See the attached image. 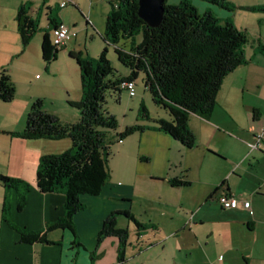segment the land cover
I'll use <instances>...</instances> for the list:
<instances>
[{
  "label": "crops",
  "instance_id": "crops-1",
  "mask_svg": "<svg viewBox=\"0 0 264 264\" xmlns=\"http://www.w3.org/2000/svg\"><path fill=\"white\" fill-rule=\"evenodd\" d=\"M72 1L65 6L72 5L82 12L80 0ZM227 2L237 6L235 9L243 8L241 2ZM97 3L98 0H90L91 7L84 15L86 24H92L89 15ZM22 4L27 6L32 18L38 19L42 4L47 8L60 7V0L54 3L48 0H6L5 7L0 8V51L2 57H11L12 60L24 53L34 55L37 46L36 39H33L30 46L21 47L15 16ZM258 4L260 9L264 7V3ZM211 5L202 3L201 11L210 10L222 21H231L247 33V29L233 22L230 14L234 11L225 12L219 10L220 6ZM249 7L253 6L245 8ZM53 8L49 9L47 17H54L56 22L67 26L75 32L73 36H77L62 12L56 16L51 14ZM109 9L107 7L106 15ZM41 28L51 31L48 21ZM253 37L255 39L248 36V52L247 47L244 49L248 61L223 78L210 116L190 115L188 126L194 134L193 146L185 147L158 130L152 120L136 122L146 128L119 142L114 154L116 159H109V162L115 159L109 167V181L101 192L81 196L85 207L73 217L74 234L54 229L47 233V238L54 242L51 244L20 242L10 224L41 230L61 214L63 192L39 191L35 182L36 169L40 156L67 150L72 147V141L69 137L26 139L9 132L23 130L26 112L36 98H41L43 108L54 113L62 123L77 121L78 114L73 112L68 100L80 99L82 91L77 94L78 98L69 93L57 95V103L48 93L42 92L56 75L60 66H55V61H60L62 54H58L54 62L43 65L45 75L39 81L26 74L23 80H18L15 71H10L15 86L14 99L23 117L11 128L0 124V129L6 131L1 132L5 138L0 137V162L5 164L0 173L20 178L28 182L30 188L23 209L17 210L18 192L0 183V264H118V239L106 236L99 243L96 241L103 219L116 209H129L144 226L138 228L126 216L117 217L118 226L129 230L123 264L134 259L138 264H146L152 260L147 255L151 248L160 247L167 251L170 241L178 252L185 254L186 264L193 249L200 251L199 264H264V143L258 148L249 146L264 126V99L258 92L264 85V50H261L264 40L261 31ZM71 38L72 35L60 47L64 52H77L68 43ZM40 42L41 38H38ZM38 59L35 53L33 69L38 70L42 63ZM5 63L4 58L1 59L0 68ZM63 88L70 92L67 85ZM44 101L50 102L51 106ZM154 118L169 119V116L157 113ZM173 155H178L177 163H172ZM174 178L189 183L172 185L170 180ZM193 181L199 182L200 189L196 192L184 190ZM222 194L237 199L238 205L223 208L218 201ZM4 201L7 202L4 215L10 224L2 220ZM141 257L143 259L139 262ZM167 264L178 263L172 257Z\"/></svg>",
  "mask_w": 264,
  "mask_h": 264
},
{
  "label": "trees",
  "instance_id": "trees-1",
  "mask_svg": "<svg viewBox=\"0 0 264 264\" xmlns=\"http://www.w3.org/2000/svg\"><path fill=\"white\" fill-rule=\"evenodd\" d=\"M108 1L110 9L105 18L103 37L114 45L119 61L129 68V73L115 74L106 55V46L97 59L83 57L81 51H70L69 55L79 67L82 95L78 101L68 100V103L79 110L78 120L62 123L54 113L43 108L41 98H36L29 107L23 130L9 132L26 139L69 137L72 141V147L67 150L40 156L36 169L35 182L39 191L63 192L61 214L43 229L30 230L9 223L4 215L7 202H3L2 220L17 232L20 242L54 243L47 238V233L54 229L74 234L73 217L85 207L81 196L98 195L109 181L112 144L146 128L134 123L118 131L116 116L105 109L107 94L114 93L119 98L121 90L125 89L121 86L123 81L135 80L142 72L144 86L152 101L169 116V119H155L150 118L148 112H142L144 119L152 120L158 130L185 147H192L194 134L188 126L190 115L209 117L223 78L248 61L244 54V47L249 42L247 33L231 21H222L210 10L199 12L189 0L173 3L164 0L162 19L156 26L149 25L138 15V0ZM204 1L227 10L231 6L237 7L226 0ZM15 20L22 49L40 29L43 31L40 50L45 65L56 59L62 45L53 42L52 29L60 25L54 17L48 18L51 31L42 29L38 27L37 19L29 15L27 6L22 4ZM138 32L142 36L136 42L134 36ZM121 40H129V44L119 46ZM14 96V83L8 69L2 67L0 100L8 102ZM1 132L6 131L0 129ZM0 183L18 192L16 207L17 210L23 209L29 183L3 174H0ZM170 183L187 185L189 181L174 178ZM119 215L132 220L138 228L144 227L129 209H116L103 219L96 241L99 243L106 236H115L118 239L117 261L123 264L129 230L118 226Z\"/></svg>",
  "mask_w": 264,
  "mask_h": 264
},
{
  "label": "rangeland",
  "instance_id": "rangeland-1",
  "mask_svg": "<svg viewBox=\"0 0 264 264\" xmlns=\"http://www.w3.org/2000/svg\"><path fill=\"white\" fill-rule=\"evenodd\" d=\"M2 1L3 2H0V4L2 3V6L0 8L2 7L4 8L6 5V0H2ZM48 1L49 3H54V2H58L59 0H48ZM177 1L178 0H167V2L169 3H173ZM189 1H191V3H193L196 7L198 6L197 8L199 12H201L200 5L202 3L207 4L209 6L211 5V3L206 2L204 0H189ZM233 1H235V3L241 2L242 3L241 5L243 7L236 9L235 7L232 6L230 7L229 11H234L232 14H230L233 22L236 25H239L242 29H247L249 38H254L253 36L257 35V33L261 31L264 40V20L261 21V19L264 18V7L260 9L258 4L260 2L264 3V0H233ZM246 6H253L252 8L256 7L257 9L245 8ZM79 7L80 9H82V12L79 9H77V7H74L69 4L63 8L59 7V5L58 6L56 5L55 8L50 7L53 8L51 12L52 15L56 16L62 12L63 16L69 22V25H71L76 30L77 36L72 35V38L69 40L68 43H70L71 46L75 48L77 52L78 50H80L81 55L83 57H90L93 59H97L102 49L106 46L107 47L106 55L115 71V74L117 75L128 74L129 68L119 61L117 54L114 50V45L106 42V40L103 37V33L105 29V18H106L105 12L107 10V7H110V3H108L106 0H98V3L94 5V10L92 12L90 11L89 17L92 21V24H86L84 17V15L88 13L89 7H91L90 0H80ZM50 8H47L46 4H42L37 19L38 27H41V25L42 26L46 25V22L48 21L47 13ZM219 10L228 12V10L223 7L219 8ZM83 12L85 13L83 14ZM258 19L260 20L258 21ZM141 36H142L141 32H138L134 36L135 41L136 42L140 41ZM41 37H42V31L38 29L33 34V36L31 37L28 43V46H30L33 42V39H36L37 41L35 53H36V57L39 58L38 60L41 59V61L39 62H42L40 63V65H38L39 66L38 70L33 69V61L35 62V53L34 55L32 53H29L27 56L24 53L22 55L15 57L12 60L11 57H7V58L2 57L3 54L0 51V60L4 58V61L6 62L2 67L7 68L9 73L12 70L15 71L18 80H23L24 79L23 76L25 74L30 75L34 80L39 81L43 79L45 75V72L43 70V65L45 64V62L41 56V52H40L41 48H40V44L38 43V38ZM128 41L129 40L126 41L121 40L118 43V45L119 46L124 45L126 47L129 44ZM246 47L247 45H245L244 49ZM63 50L64 48H60L59 51L57 52V55L62 54V57H60V61L59 60L51 61V62L55 61V66L57 67L60 66L56 70L57 71L56 75L50 80V85L47 86L45 89H42V92L48 93V95L51 96L52 100L55 103H57V100L55 99L57 98V95L59 96L62 94V96H65L66 94L69 93L71 97L78 98L79 96H77V94L81 92L79 67L76 63V60L69 55V51L67 50L64 52ZM245 50L247 53L249 47H247ZM143 76L144 74L142 72H139L138 76L135 79L134 95L130 96L126 89H122L119 94V98H117L118 95L114 93H108L106 96L105 109H107L109 112L113 113L116 116V119L118 121V127H117L118 131L123 129L127 125H132L136 122L146 120L144 119L142 112H148L150 118L156 117L157 113L159 114L161 113L163 115L167 114L162 107L158 106L152 101L150 92L144 86ZM263 82H264V78H263ZM66 85L70 92H68L67 89L63 88ZM258 92L260 93V95H262L264 99V85L259 87ZM75 94L76 96H74ZM13 99L8 102L0 100V124L7 128L14 127L18 119H21L23 117V113L21 112V109L16 104L15 101L16 99L14 100ZM78 100H74V101H78ZM44 102L45 104L51 106L50 102L48 101H44ZM72 108H73L72 109L73 112H77L79 118V110L74 107ZM3 134L0 133L1 138H5V135ZM119 144L120 143L118 142L112 144L113 155L111 156V158L114 157L116 148L118 147ZM178 158H179L178 155L175 156L173 155L172 163H177ZM115 159H111V161L109 162V167L111 166V163H113ZM4 166L5 164L0 162V170H2ZM199 189H200L199 182L193 181L192 185L184 190L196 192ZM137 203L138 201H136V204ZM69 246H71V244H69ZM147 255H149L152 260L147 261L146 264H167L169 261L172 260V257H174L175 261L178 264H186V259H187L183 252L177 251L176 246L171 241H170V245L168 244L167 251H162L160 247H153L148 251ZM188 258H189L187 260L188 264L201 263L200 251L197 249H193L192 253L188 255ZM139 259H141L139 261L141 262L143 257ZM165 259H167V261H164ZM129 264H138V261L135 259L130 260Z\"/></svg>",
  "mask_w": 264,
  "mask_h": 264
},
{
  "label": "built area",
  "instance_id": "built-area-1",
  "mask_svg": "<svg viewBox=\"0 0 264 264\" xmlns=\"http://www.w3.org/2000/svg\"><path fill=\"white\" fill-rule=\"evenodd\" d=\"M72 0H60V7L65 6L67 3H72ZM75 32L70 31L69 28L63 24H60L52 29L53 42L57 45H64L66 41L74 35ZM130 96L135 94V80H127L121 83ZM264 143V126L255 134V138L249 143L250 148H258L260 144ZM218 201L223 208H233L238 205L237 199L227 195H220Z\"/></svg>",
  "mask_w": 264,
  "mask_h": 264
},
{
  "label": "water",
  "instance_id": "water-1",
  "mask_svg": "<svg viewBox=\"0 0 264 264\" xmlns=\"http://www.w3.org/2000/svg\"><path fill=\"white\" fill-rule=\"evenodd\" d=\"M164 0H138V15L149 25L161 22Z\"/></svg>",
  "mask_w": 264,
  "mask_h": 264
}]
</instances>
